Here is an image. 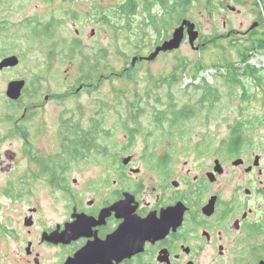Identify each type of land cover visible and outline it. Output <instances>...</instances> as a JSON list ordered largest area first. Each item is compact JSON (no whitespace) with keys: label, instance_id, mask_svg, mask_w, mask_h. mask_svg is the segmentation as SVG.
Masks as SVG:
<instances>
[{"label":"flooded vegetation","instance_id":"flooded-vegetation-1","mask_svg":"<svg viewBox=\"0 0 264 264\" xmlns=\"http://www.w3.org/2000/svg\"><path fill=\"white\" fill-rule=\"evenodd\" d=\"M263 25L258 14L226 33L251 43L238 50L240 72L264 46ZM95 64L77 62L78 80L57 90L45 77L13 76L20 59L0 69V264H264V139L252 119L240 115L229 138L203 142L191 159L161 155L149 141L139 155L127 146L109 152L99 145L102 118L85 120L78 107L112 75L97 76ZM92 102L97 116L109 110L105 100ZM127 113L120 124L132 144L145 109Z\"/></svg>","mask_w":264,"mask_h":264},{"label":"rangeland","instance_id":"rangeland-1","mask_svg":"<svg viewBox=\"0 0 264 264\" xmlns=\"http://www.w3.org/2000/svg\"><path fill=\"white\" fill-rule=\"evenodd\" d=\"M127 1L2 0L0 59L17 56L20 65L13 76L28 80L45 77L56 85L54 88L57 90L58 86L70 85L72 81L78 80L77 62L82 59L66 57V48L72 42L79 43L82 57L93 58L98 53L96 55L103 61L102 67L105 69L99 67L96 75L103 77L109 73L108 70H111L112 75L109 80L101 82L95 94L83 93L78 107L83 109L80 112L85 120L90 117L102 118L101 123L104 127L101 131L106 135L99 145L107 147L109 152L124 150L127 146L126 154L139 155L145 149V141H149L150 148H156L161 155L165 153L182 159H191L197 155V149L203 142L229 138L231 127L240 115L245 120L252 119L257 139H264V94L261 93V88L264 89V72L260 73L262 77L260 84H255L251 79L245 81L242 79V85L232 87L225 84L226 69L220 67L226 61L234 62L238 67L237 63L240 60L238 50L243 52L251 43L243 42L237 36L228 38L226 33L241 31L251 23L255 15H264V0H247L240 5L228 1L224 3V10L220 9L221 0H212V5H208L207 0H199L198 3L192 4L186 10L185 18L192 21L200 32L201 39L197 44L206 45L208 41L206 39L215 38V43L219 44L220 48L208 46L205 52L202 51V47L196 51L185 39L180 49L159 54L153 62L139 64L141 67L137 83L125 81L120 76L121 73L132 66L133 57L146 56L156 46L168 40L178 24L168 25L161 19L163 11L156 0H146L149 2L150 13H146L147 10L144 8H139L138 3L142 1L143 6V0H135L138 5L135 14L121 16L120 8ZM251 1L255 2V7L254 3L251 5ZM227 5L241 10V14L232 13L227 9ZM52 17L59 21L54 29L53 39L37 38L34 32L35 25L39 23L43 29ZM223 21L227 23L226 28L223 27ZM92 30L95 31L93 36ZM55 43L57 46H54ZM262 57L264 50L259 47L254 51L248 64L253 67H264V61L259 59ZM182 60L190 64L186 73L176 74V81L181 80L182 83L171 86L165 81L161 83V79L167 78L175 65ZM198 62L205 68L194 80L190 70ZM201 79H206L211 86L218 88L221 99L214 104L210 113L202 111L187 121L185 124L187 133L184 137L169 140L160 128L153 125L155 116L153 117L152 109L159 108V111H163L171 95H174L179 103L194 102L200 92L196 95L193 86L186 88V85H198ZM149 86L152 93L148 97L145 93ZM136 94L140 98H136ZM92 100H105L109 110L97 116ZM136 101L140 102L145 113L139 117L135 140L132 144H126L123 139L125 130L120 121L127 118L129 114L127 109L132 108L131 103ZM75 105L76 103L72 101L67 102L65 107L72 108ZM50 108H53L50 114L55 112L56 106ZM52 122L54 124L51 118L46 124L51 126Z\"/></svg>","mask_w":264,"mask_h":264},{"label":"trees","instance_id":"trees-1","mask_svg":"<svg viewBox=\"0 0 264 264\" xmlns=\"http://www.w3.org/2000/svg\"><path fill=\"white\" fill-rule=\"evenodd\" d=\"M157 3H159L163 14L161 15V19H164L165 22L168 25H179L181 21L183 20H189L185 18V12L186 10L194 3H198L199 0H174V4L170 6L169 0H156ZM229 0H221L220 4H224ZM2 4V0H0V6ZM208 5H212V0H207ZM137 9V3L135 0H128L125 5H122L120 8V14L121 16H131L134 15ZM173 12V13H172ZM103 21H107V19L102 18ZM172 20V21H171ZM190 21V20H189ZM192 22V21H191ZM59 24V21L55 18H50V20L47 22L46 26L41 29V24L35 25V35L37 38H47L49 40L53 39L54 37V29L56 25ZM206 45L202 47V51L205 52V50L208 49V46H213L216 48H220V45L215 43V38H208ZM54 46H57V43L54 44ZM263 48L264 46H260V48ZM80 45L77 41L72 42L67 48V55L68 58H81L82 60L87 61H96V68L99 69L98 62L101 60L98 55H95L93 58L87 57V56H81V51L79 50ZM261 48V49H262ZM52 55L54 53H51ZM98 54V53H96ZM250 56H245L242 59V62H246L249 59ZM186 60H182L179 63H177L174 67V70L172 73L164 79H161V83L164 81L169 85L173 84H180L182 81H176V74H184L188 71V68L190 67L188 63L185 62ZM140 67L141 65L137 64L134 66H131L127 68L123 73H121L122 79H124L127 82H134L137 83L140 73ZM220 67H223L226 69V72L224 74L225 77V84L230 85L232 87L239 86L243 84L242 79L245 81L247 79H251L254 81L255 84H260L261 82V76L260 71L257 70L255 67L247 64L245 66V69L240 72L238 67H236L234 62H228L226 61L225 64L221 65ZM192 70H190L193 74L194 80H196L200 75V73L205 68L203 64L198 62L194 66L191 67ZM151 76V74H150ZM174 81V82H173ZM155 86V84L153 83ZM193 86V92L197 95L199 92V97L194 100V102H183L179 103L175 100V96L171 95L168 103L166 104V108L163 111H160V121H159V127L160 131L164 134H166L167 138L169 140H173L174 138H182L186 135L187 129H186V123L191 118H194L197 116L198 113L202 111H206L207 113H210L211 109L214 107V104L218 102L221 99V94L219 92V89L216 87H213L209 84V82L206 79H201L200 84L198 85H186V88H190ZM186 91V89H185ZM152 93V90L150 86L146 90L145 95L150 96ZM136 98H140L137 94L135 95ZM156 97L159 98V95ZM132 108H140V102H132L131 103ZM137 117V116H135Z\"/></svg>","mask_w":264,"mask_h":264},{"label":"water","instance_id":"water-1","mask_svg":"<svg viewBox=\"0 0 264 264\" xmlns=\"http://www.w3.org/2000/svg\"><path fill=\"white\" fill-rule=\"evenodd\" d=\"M185 33L187 35L189 46L192 49L198 51L199 46L195 45L197 39L199 38V32L196 31V25L189 20H183L173 30L171 37L168 40L164 41L161 45L157 46L155 51L150 56L141 58L134 57L131 61L132 64L134 65L137 61L141 60L153 61L159 56V54L170 53L180 49L185 39ZM18 63L19 58L17 56H9L0 61V69L16 66Z\"/></svg>","mask_w":264,"mask_h":264},{"label":"bare ground","instance_id":"bare-ground-1","mask_svg":"<svg viewBox=\"0 0 264 264\" xmlns=\"http://www.w3.org/2000/svg\"><path fill=\"white\" fill-rule=\"evenodd\" d=\"M173 13V12H172ZM151 15H152V13H151ZM64 26V25H63ZM96 55V54H95ZM180 56V55H179ZM260 60H262V61H264V57H262V58H259ZM264 65V64H263ZM262 78V77H261Z\"/></svg>","mask_w":264,"mask_h":264},{"label":"built area","instance_id":"built-area-1","mask_svg":"<svg viewBox=\"0 0 264 264\" xmlns=\"http://www.w3.org/2000/svg\"><path fill=\"white\" fill-rule=\"evenodd\" d=\"M210 72H211V71H210ZM207 73H208V71H207ZM207 73H205V75H206Z\"/></svg>","mask_w":264,"mask_h":264}]
</instances>
